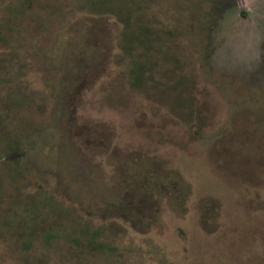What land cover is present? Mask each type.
I'll return each instance as SVG.
<instances>
[{
    "label": "rangeland",
    "instance_id": "obj_1",
    "mask_svg": "<svg viewBox=\"0 0 264 264\" xmlns=\"http://www.w3.org/2000/svg\"><path fill=\"white\" fill-rule=\"evenodd\" d=\"M0 264H264V0H0Z\"/></svg>",
    "mask_w": 264,
    "mask_h": 264
},
{
    "label": "trees",
    "instance_id": "obj_2",
    "mask_svg": "<svg viewBox=\"0 0 264 264\" xmlns=\"http://www.w3.org/2000/svg\"><path fill=\"white\" fill-rule=\"evenodd\" d=\"M133 39H137L138 37H137V35H135V34H133ZM135 73H136V71H135ZM136 77V76H135ZM137 78V77H136ZM133 83H134V81H133Z\"/></svg>",
    "mask_w": 264,
    "mask_h": 264
}]
</instances>
